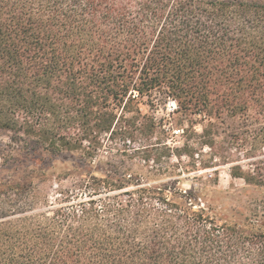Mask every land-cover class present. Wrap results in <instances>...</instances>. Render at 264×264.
Returning <instances> with one entry per match:
<instances>
[{"label": "trees", "instance_id": "trees-1", "mask_svg": "<svg viewBox=\"0 0 264 264\" xmlns=\"http://www.w3.org/2000/svg\"><path fill=\"white\" fill-rule=\"evenodd\" d=\"M169 101L264 186V2L0 0V264H264L255 221L172 174L193 155L159 143L97 162L103 143L84 145L152 138L142 106ZM66 153L81 155L55 173Z\"/></svg>", "mask_w": 264, "mask_h": 264}, {"label": "rangeland", "instance_id": "rangeland-1", "mask_svg": "<svg viewBox=\"0 0 264 264\" xmlns=\"http://www.w3.org/2000/svg\"><path fill=\"white\" fill-rule=\"evenodd\" d=\"M264 2V0H260ZM144 114L154 119L157 128L150 139H138L136 142L128 141L117 136L111 139L109 136L101 139H89L84 145L93 141H101L103 147L96 153V161L112 160L120 162L126 156H121L123 151L130 154L137 148L146 144L167 143L171 147L178 148L183 153L181 162L172 157L171 163L178 165L172 168L174 177L183 179L182 187L188 191L196 189L203 195L202 205L208 204L213 211L221 216H235L240 213V219H250L264 231V186L246 181L244 178H236L234 172L247 173L254 167L247 159L244 151L233 146L228 139L219 137L213 139V148L205 143L210 139H201L202 125L193 126L192 120L181 112L173 101H169L166 107L157 109L142 106ZM195 122V120H194ZM12 134L0 129V149L12 150ZM12 145V146H11ZM15 147V146H14ZM30 151L29 153H32ZM256 155L264 158V145L258 144ZM49 157L51 154H45ZM80 153L63 154L55 158V173H59L67 163L78 160ZM167 161V160H166ZM51 162L45 167H49ZM53 164V163H52ZM86 167L85 164H81ZM142 160L134 161V169L143 168ZM165 166L166 163L164 164ZM163 166V168H165ZM54 188L50 194L54 195Z\"/></svg>", "mask_w": 264, "mask_h": 264}]
</instances>
